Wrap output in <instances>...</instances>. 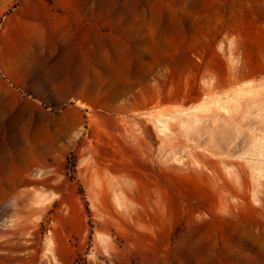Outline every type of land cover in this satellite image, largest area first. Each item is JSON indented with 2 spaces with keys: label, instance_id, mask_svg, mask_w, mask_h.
I'll list each match as a JSON object with an SVG mask.
<instances>
[{
  "label": "rangeland",
  "instance_id": "1",
  "mask_svg": "<svg viewBox=\"0 0 264 264\" xmlns=\"http://www.w3.org/2000/svg\"><path fill=\"white\" fill-rule=\"evenodd\" d=\"M0 264H264V0H0Z\"/></svg>",
  "mask_w": 264,
  "mask_h": 264
},
{
  "label": "crops",
  "instance_id": "2",
  "mask_svg": "<svg viewBox=\"0 0 264 264\" xmlns=\"http://www.w3.org/2000/svg\"><path fill=\"white\" fill-rule=\"evenodd\" d=\"M67 31H69V30H67V29H64V33H65V36L67 35L66 33H67ZM62 37V36H61ZM61 37H59V38H61ZM63 39H64V34H63Z\"/></svg>",
  "mask_w": 264,
  "mask_h": 264
}]
</instances>
